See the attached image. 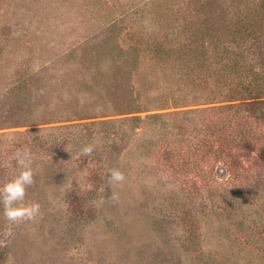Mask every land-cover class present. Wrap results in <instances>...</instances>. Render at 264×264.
I'll use <instances>...</instances> for the list:
<instances>
[{
  "label": "rangeland",
  "instance_id": "1",
  "mask_svg": "<svg viewBox=\"0 0 264 264\" xmlns=\"http://www.w3.org/2000/svg\"><path fill=\"white\" fill-rule=\"evenodd\" d=\"M249 5L0 0V185L16 174L12 154L28 148L34 184L24 202L40 205L33 221L0 215V264H264V161L257 166L252 155L246 168H209L197 155L200 168H152L154 156L137 145L153 125L135 121L229 105L216 68L180 62V52L202 44L197 27L217 22L233 40ZM185 98L194 106H178ZM234 106L233 127L264 139V120ZM100 121L116 122L119 138L74 145L71 127ZM52 130L67 137L58 156L41 147ZM88 144L93 153L81 155ZM110 169L125 181L109 184Z\"/></svg>",
  "mask_w": 264,
  "mask_h": 264
},
{
  "label": "trees",
  "instance_id": "2",
  "mask_svg": "<svg viewBox=\"0 0 264 264\" xmlns=\"http://www.w3.org/2000/svg\"><path fill=\"white\" fill-rule=\"evenodd\" d=\"M247 3L250 4L245 8L248 21L245 19L246 23H243L238 17L234 31L231 32L233 40L224 41L226 38H223L221 34L225 35L228 32L226 31L228 26L217 22L209 27H197V38H202V44L198 43L197 47L191 46L194 48L185 47L187 49L180 52L184 55L180 62L183 60L196 64L195 67H200L203 71L216 68L214 75L216 83L225 91V94H221L225 101L221 103L229 105L180 113L166 112L133 119L138 124L146 122L153 125L152 132L148 133V127L147 133L142 131L137 145L138 149L144 150V156H154L157 166L152 168H200V161L194 159L197 155L205 159L203 161H206L209 168H246V161L252 155L257 157L255 165L260 166L264 161V139H260V133L243 124L240 130L234 128V122L237 123L238 117L231 112L235 107L234 104L238 103V105H244L243 111L264 120V0H247ZM222 14L226 15L225 12ZM206 44L211 45L212 56H209ZM152 51L161 53L157 47ZM160 59L163 60L162 57ZM184 101L178 106L183 105L181 106L183 108L194 106L188 105L187 98ZM211 104L215 102H205L202 105ZM174 108L180 107L176 104ZM167 110L168 108L162 106L161 109L149 111ZM116 125L114 121L80 124L71 127L76 130L70 136L74 140V145L87 142L92 136L97 140L108 139L113 142L119 138ZM58 132L61 131L52 130L50 136L40 138L43 145H39L45 146L44 149L49 147L57 156L61 148L66 145L67 139ZM139 137L136 138L139 139ZM62 139H64L63 142ZM126 143L124 139V144L121 146L124 150H126ZM151 160H153L152 157Z\"/></svg>",
  "mask_w": 264,
  "mask_h": 264
},
{
  "label": "clouds",
  "instance_id": "3",
  "mask_svg": "<svg viewBox=\"0 0 264 264\" xmlns=\"http://www.w3.org/2000/svg\"><path fill=\"white\" fill-rule=\"evenodd\" d=\"M93 151L94 145L88 144L81 148L80 154L90 156ZM11 159L14 161L16 174L0 185V215L9 224L33 221L40 214V205L24 202L28 188L34 184L33 153L28 148L17 149ZM125 179L124 173L119 169L109 170V184H121ZM112 199L118 200L119 197L114 193Z\"/></svg>",
  "mask_w": 264,
  "mask_h": 264
}]
</instances>
